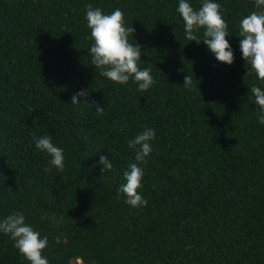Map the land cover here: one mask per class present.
Returning <instances> with one entry per match:
<instances>
[{"label":"trees","instance_id":"16d2710c","mask_svg":"<svg viewBox=\"0 0 264 264\" xmlns=\"http://www.w3.org/2000/svg\"><path fill=\"white\" fill-rule=\"evenodd\" d=\"M186 2L199 10L203 0ZM213 2L228 24L230 66L186 39L179 0H0V221L22 212L47 236L49 264H264V125L250 92L264 82L239 39L240 21L259 8ZM88 4L124 13L149 90L92 64ZM81 90L88 103L71 104ZM146 127L156 134L138 165L148 204L133 208L118 190L136 163L128 141ZM33 134L64 150L63 172H45L51 157ZM101 155L113 165L103 174ZM13 244L0 233V264H29Z\"/></svg>","mask_w":264,"mask_h":264},{"label":"clouds","instance_id":"9594fccd","mask_svg":"<svg viewBox=\"0 0 264 264\" xmlns=\"http://www.w3.org/2000/svg\"><path fill=\"white\" fill-rule=\"evenodd\" d=\"M264 6V0H256V7ZM87 27L94 41L90 48L92 64L100 70V75L110 81L126 85L130 79L138 84V91H147L155 83L150 68L143 70L139 67L142 51L138 43L134 46L129 42V35H134L133 27H125L124 13L117 8L111 14H104L101 8H93L91 4L85 6ZM177 12L184 22L186 39L198 45L203 42L215 59L226 65L234 62V53L226 37L229 36L228 24L221 14V5L213 0H203L202 7L194 10L186 0H179ZM203 29L202 38L197 35ZM240 51L242 58L250 64L258 79L264 82V14L252 12L240 21ZM193 84L188 75L184 78L183 87L190 88ZM250 92L255 98L258 108L257 122L264 125V91L258 86H252ZM88 91L81 90L71 97V104L88 103ZM83 99V102L81 100ZM96 113L103 115L104 108L95 104ZM155 131L145 128L135 138L128 141V147L136 150L135 161L130 163L129 170L124 172L126 183L121 185L119 193L126 197L125 202L133 208L146 207L145 200L138 190L141 188L144 176L143 168L139 164H146V158L151 154V141L155 139ZM35 147L46 152L50 157V167L45 172L56 168L64 171V150L52 143L51 136L37 137L33 134ZM99 163L103 165L102 174L112 170V163L108 157L101 155ZM0 233L10 237L13 246L29 264H49L43 255L48 246V238L26 223L22 212H13L0 221Z\"/></svg>","mask_w":264,"mask_h":264},{"label":"rangeland","instance_id":"374dc122","mask_svg":"<svg viewBox=\"0 0 264 264\" xmlns=\"http://www.w3.org/2000/svg\"><path fill=\"white\" fill-rule=\"evenodd\" d=\"M263 9H264V7L261 6V7L259 8V11H258L257 13H261V14H262ZM73 264H76V262H74Z\"/></svg>","mask_w":264,"mask_h":264},{"label":"built area","instance_id":"2783aa9c","mask_svg":"<svg viewBox=\"0 0 264 264\" xmlns=\"http://www.w3.org/2000/svg\"><path fill=\"white\" fill-rule=\"evenodd\" d=\"M75 262H76V264H80V261L79 260H76Z\"/></svg>","mask_w":264,"mask_h":264}]
</instances>
